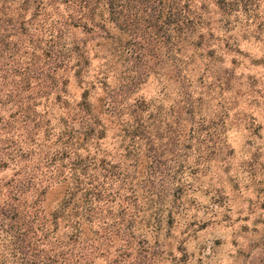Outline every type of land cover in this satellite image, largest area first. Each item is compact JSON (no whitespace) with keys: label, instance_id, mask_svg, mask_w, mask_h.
Segmentation results:
<instances>
[{"label":"rangeland","instance_id":"obj_1","mask_svg":"<svg viewBox=\"0 0 264 264\" xmlns=\"http://www.w3.org/2000/svg\"><path fill=\"white\" fill-rule=\"evenodd\" d=\"M22 4L0 0V264H264L257 24L193 0L177 46L132 45Z\"/></svg>","mask_w":264,"mask_h":264},{"label":"trees","instance_id":"obj_2","mask_svg":"<svg viewBox=\"0 0 264 264\" xmlns=\"http://www.w3.org/2000/svg\"><path fill=\"white\" fill-rule=\"evenodd\" d=\"M23 6L29 8L32 3H37V7L45 8L51 5L53 0H22ZM77 6L80 15L69 16V21L90 28H103L105 38L115 37L116 30L128 33L130 44L135 45L139 36L141 24H145L146 29H150V35L157 39L165 38L166 42L178 45L184 39V32L195 25L192 16L193 0H65ZM222 14V25L224 29H231L232 23L235 27L241 24H257V38L264 34V0H216ZM207 9L206 4L203 5ZM26 8V9H27ZM107 11L108 15L104 16ZM8 21H14L9 19ZM27 21L21 20L23 27ZM171 27V28H170ZM24 28V27H23ZM119 28V29H118ZM111 29H113L111 31ZM145 33V32H144ZM78 47V45H77ZM69 190V189H68ZM69 193V191H68ZM72 195L65 202H72ZM77 215V214H76ZM28 233L30 228L21 226ZM22 232V235L25 234ZM29 242V241H28ZM39 254V253H38ZM80 254L72 252L58 251L54 255L46 256L42 261H33L32 264H79ZM42 256H44L42 254ZM45 257V256H44ZM43 257V258H44ZM24 264H31L29 261Z\"/></svg>","mask_w":264,"mask_h":264}]
</instances>
